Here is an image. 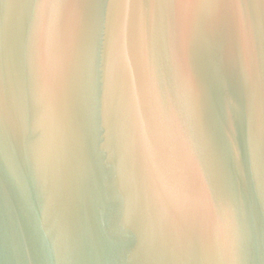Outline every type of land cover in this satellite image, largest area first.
I'll list each match as a JSON object with an SVG mask.
<instances>
[{"label": "water", "instance_id": "95a60500", "mask_svg": "<svg viewBox=\"0 0 264 264\" xmlns=\"http://www.w3.org/2000/svg\"><path fill=\"white\" fill-rule=\"evenodd\" d=\"M38 2L0 0V264H236L183 234L188 193L210 201L209 139L245 192L240 258L264 264V159L254 172L246 146L249 126L262 141L264 9H242V32L211 6L177 27L163 0Z\"/></svg>", "mask_w": 264, "mask_h": 264}, {"label": "snow or ice", "instance_id": "6c2138e0", "mask_svg": "<svg viewBox=\"0 0 264 264\" xmlns=\"http://www.w3.org/2000/svg\"><path fill=\"white\" fill-rule=\"evenodd\" d=\"M93 0H39V8H74L83 9L90 6ZM109 7L116 6V0H109ZM120 6L129 8L132 6L144 7V0H120ZM150 7L156 6V0H149ZM163 6L174 10L175 25L179 27L187 22L190 26L196 18L197 9L211 6L217 10L216 23L230 22L239 24L241 31H246L251 27V22L245 21L242 9L245 7H256L264 9V0H163ZM250 97L257 90L254 80L248 84ZM262 141L254 142L252 129L249 126L246 140L247 153L255 172L258 159H264V125L259 129ZM201 158L207 169V184L209 187L210 201L208 205L192 198L188 193V198L184 202V212L186 214V224L183 234L189 239L202 240L205 236L209 238L215 235L223 250H231L236 264H243L240 253L244 251L246 245L250 243L249 234L242 232L239 220L247 216V200L242 187L241 179L234 176L231 170L219 157L215 144L210 139L198 146ZM239 169L240 152L233 149ZM244 174V172H243ZM245 175V174H244ZM222 180V185L217 183V178ZM264 188V180L261 181ZM210 207L211 221L205 215V209Z\"/></svg>", "mask_w": 264, "mask_h": 264}]
</instances>
